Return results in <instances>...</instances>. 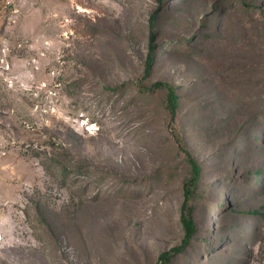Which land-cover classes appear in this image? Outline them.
<instances>
[{
	"label": "rangeland",
	"instance_id": "1",
	"mask_svg": "<svg viewBox=\"0 0 264 264\" xmlns=\"http://www.w3.org/2000/svg\"><path fill=\"white\" fill-rule=\"evenodd\" d=\"M245 1L0 0V264H157L184 237L186 153L195 230L167 264H264V0Z\"/></svg>",
	"mask_w": 264,
	"mask_h": 264
},
{
	"label": "trees",
	"instance_id": "2",
	"mask_svg": "<svg viewBox=\"0 0 264 264\" xmlns=\"http://www.w3.org/2000/svg\"><path fill=\"white\" fill-rule=\"evenodd\" d=\"M237 1H240V5L245 9L246 8H256L260 10L259 7L247 3L245 0H237ZM154 15L155 13L151 14L149 18V29H151L154 25V20H155ZM152 29L149 32L150 44H149V55H147L146 57V69H145L146 71L148 69L149 64H151V61L153 58L152 56L153 45L151 44V42H152L154 33ZM137 88L139 91L140 90L141 91H153L157 89H164L165 90V108L168 114L170 115V118H172L171 120L174 119L176 110H177V105H178L177 103L178 97L173 87L163 82H155L147 88L140 86V85L137 86ZM186 156H187V163L190 168V175L188 179L185 181L184 186H183V199L184 200L182 204L181 217H180L181 225L184 231V237L179 246L173 248L172 250H169V252L160 254L158 257L157 264H167L170 258L172 257V255L179 254L184 249V247H186L190 243L191 237L195 230L194 221L191 216V208L188 206L187 202L193 196L194 189L196 187L200 172H199V167H198L197 162H195L192 159V157L189 156V154L186 153Z\"/></svg>",
	"mask_w": 264,
	"mask_h": 264
}]
</instances>
